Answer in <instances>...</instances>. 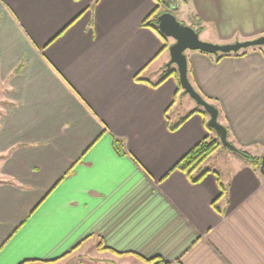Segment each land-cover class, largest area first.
I'll return each mask as SVG.
<instances>
[{
    "label": "crops",
    "instance_id": "crops-1",
    "mask_svg": "<svg viewBox=\"0 0 264 264\" xmlns=\"http://www.w3.org/2000/svg\"><path fill=\"white\" fill-rule=\"evenodd\" d=\"M190 2L189 23L194 14L200 33L211 27L219 42L264 36V0ZM155 5L0 0V264H62L82 254L93 258L85 264H119L124 255L139 264H264V173L219 148L198 183L178 170L163 177L216 134L176 78L160 81L168 48L141 27ZM258 47L218 62L185 56L190 84L217 108L228 141L260 159ZM99 242L110 250H97Z\"/></svg>",
    "mask_w": 264,
    "mask_h": 264
},
{
    "label": "trees",
    "instance_id": "trees-1",
    "mask_svg": "<svg viewBox=\"0 0 264 264\" xmlns=\"http://www.w3.org/2000/svg\"><path fill=\"white\" fill-rule=\"evenodd\" d=\"M154 1H155L156 5H155L154 9L142 20L141 27H147V28L152 29L154 32H156L158 34V36L163 41L162 49H167L168 48L167 38L164 37L159 32V30L157 28V17H158L159 14L164 12L160 8L162 6L165 7V12H169V13L173 14L177 18V13L179 12V10H178L179 5L183 4L184 6H187L190 3V0H154ZM191 19H192V21L188 24V26L193 28L199 34L200 31L202 30L201 20L198 19L194 14H193V16H191ZM258 49H261V46H259ZM199 52H201V51H199ZM201 53L211 56L213 58L214 62H218L224 57H229V56H231V57H241V56H244V55H246L248 53V51L246 49H241V50H239L237 52H230V53H216V54H208V53H205V52H201ZM170 76L176 78V80L178 81V74H177L176 69H173L171 67L164 68L163 71H162V74H161V80L160 81H163L164 79H166V78H168ZM136 80H140V78L138 76H136ZM157 84H155V85H157ZM192 86L197 91L196 87L193 84H192ZM200 96L203 98L202 95H200ZM206 101H208V100H206ZM194 112H196V111L190 112L187 116L181 118L177 123H175L173 125H170L169 129L170 130H175L179 125H181L187 119V117L189 115H192ZM200 112L205 117L207 116V114L205 113L204 110L200 109ZM217 121L219 123L221 122L220 121V113H219V111H218ZM223 126L225 127V129L227 131L226 126L225 125H223ZM206 127H207L208 130H211V128H209L207 125H206ZM220 147H222L221 143H220L218 138L215 139V136H213V137H210V136L204 137L202 140L197 142L191 149H189L168 170V172H166V174L163 177L167 176L168 173L173 171V170H178V171L182 172L190 182L198 183L200 180H202L210 172V170L208 168L203 166L204 161L208 157H210ZM222 148H224V147H222ZM113 149H114V151H115V153L117 155L121 156V155L125 154V148H124V145H123L121 140H118V139L113 140ZM233 152L238 154V155H240L242 158H244L255 170H259V166H260L259 157L252 156L249 153H247L246 151L241 150V149H239L237 147H235V150ZM69 172H70V170L68 172H66V174H64V176L68 175ZM219 186H220V195L218 196V198H216L212 202V206L217 212H219L220 210H219V208H218V206L216 204V201H217V199H219L223 195V193L225 191L224 187L222 186V184H219ZM79 245L80 244H78L76 247H74L71 251H74L75 249H77V247ZM96 248L99 251H108V250H110V249L104 247L102 242H99L97 244ZM68 253H71V252H68ZM68 253L65 254L62 257H65L66 255H68ZM114 253H116V252H114ZM116 254L118 256L124 255L123 253H116ZM140 259L143 261L144 264H168L167 262H164L163 260H161V259H159L157 257L151 258V259H142V258H140ZM24 263H22V264H24Z\"/></svg>",
    "mask_w": 264,
    "mask_h": 264
},
{
    "label": "water",
    "instance_id": "water-1",
    "mask_svg": "<svg viewBox=\"0 0 264 264\" xmlns=\"http://www.w3.org/2000/svg\"><path fill=\"white\" fill-rule=\"evenodd\" d=\"M157 28L164 37L173 40V43L168 46L169 61L166 64V68L171 67V65L176 66L179 86L183 93L187 94L208 115L207 125L215 132L221 146L234 151L235 147L228 141L225 127L217 121V108L204 100L188 80L185 51H201L208 54H216L237 52L241 49L255 46L264 47V36L222 45L204 42L199 39L198 33L193 28L182 24L169 12H163L158 15ZM259 170L260 173H264V154L260 158Z\"/></svg>",
    "mask_w": 264,
    "mask_h": 264
},
{
    "label": "rangeland",
    "instance_id": "rangeland-1",
    "mask_svg": "<svg viewBox=\"0 0 264 264\" xmlns=\"http://www.w3.org/2000/svg\"><path fill=\"white\" fill-rule=\"evenodd\" d=\"M180 4V3H179ZM192 3L190 2L187 6H184L183 4L182 5H179V8H178V10H179V12L177 13V20L179 21V22H181L182 24H184V25H186V26H188V24H189V17L187 16L189 13H192ZM162 11H164L165 12V7H161L160 8ZM198 36H199V39L201 40V41H204V42H208V43H212V44H217V45H222V44H225V43H222V42H219V40L218 39H216V37L214 36V32H213V29L211 28V27H206V29H205V31L204 32H201L200 34H198ZM248 40H251V39H248ZM245 41V40H244ZM167 42H168V46L169 45H171L172 43H173V40L171 39V38H167ZM236 42V41H235ZM239 42H241V41H239ZM233 43V42H232ZM186 52H187V50H186ZM168 61H169V59H168ZM167 61V62H168ZM167 62H166V64H167ZM165 64V65H166ZM171 68H173V69H176V66L175 65H171ZM164 69V68H163ZM201 108V107H200ZM213 136H215V135H213ZM218 137H217V135L215 136V139H217ZM220 148H222V147H220ZM219 149V148H218ZM217 149V150H218ZM216 150V151H217ZM215 151V152H216ZM214 152V153H215ZM213 153V154H214ZM232 154H234V156H237L238 154H236V153H232ZM242 158V157H241ZM231 160V159H230ZM219 164H221L222 166H224V165H230V163H231V161H229V159H227V158H220V157H218V160H216ZM89 260H93V258L92 257H90V254H87V255H77V257H74V258H70L69 260H68V262H66V263H62V264H85V261H89ZM118 262H121V263H125V264H139L138 263V261L135 259V257H133V256H131V255H124V256H122V257H120V258H118ZM82 262V263H81ZM121 263H119V264H121Z\"/></svg>",
    "mask_w": 264,
    "mask_h": 264
}]
</instances>
